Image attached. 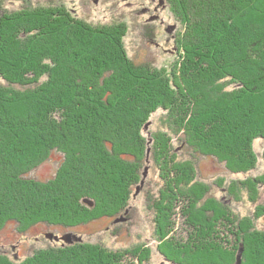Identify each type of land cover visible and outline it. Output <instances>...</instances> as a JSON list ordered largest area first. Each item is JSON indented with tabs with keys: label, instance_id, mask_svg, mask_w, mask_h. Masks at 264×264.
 I'll return each mask as SVG.
<instances>
[{
	"label": "trees",
	"instance_id": "16d2710c",
	"mask_svg": "<svg viewBox=\"0 0 264 264\" xmlns=\"http://www.w3.org/2000/svg\"><path fill=\"white\" fill-rule=\"evenodd\" d=\"M180 1L194 22L176 83L132 60L121 25L92 27L60 6L9 11L0 1V229L8 223L21 233L39 224L73 228L116 217L141 181L148 146L142 129L163 108L171 134L160 130L149 144L160 179L148 199L159 251L175 264H236L238 253L242 264H264V231L211 199L210 186L197 181L194 153L182 160L172 142L183 129L178 140L193 152L216 157L233 173L255 168L253 141L264 138V0H214L200 10ZM246 41L257 59L240 56ZM225 77H231L225 86L241 88L223 90L218 82ZM53 151L63 154L55 175L28 177ZM259 178L264 188V173ZM249 182L243 185L251 197ZM178 215L193 229L172 242ZM148 259L138 247L119 252L78 243L49 247L17 264ZM0 264L12 263L1 257Z\"/></svg>",
	"mask_w": 264,
	"mask_h": 264
},
{
	"label": "rangeland",
	"instance_id": "374dc122",
	"mask_svg": "<svg viewBox=\"0 0 264 264\" xmlns=\"http://www.w3.org/2000/svg\"><path fill=\"white\" fill-rule=\"evenodd\" d=\"M0 1L3 2L4 8L9 11L18 10L22 7L60 6L70 19L81 20L84 24L92 27L110 24L121 25L125 32L121 40L123 48L135 63L146 64L155 67L157 72H164L166 74L165 78L170 80V83L172 81L175 83L182 81L181 71L186 58L184 47L192 44L188 35L193 33L194 19L191 17L186 18L182 7L183 4L180 3V0ZM213 1L189 0L190 4L198 7L199 10L206 3ZM219 1L226 2V0ZM222 21L224 22L223 19L220 22L222 23ZM241 46L244 48L240 56L244 60L245 58L257 59V53H255V49L250 46L249 42H243ZM244 60H240L242 61L240 62L241 65H245ZM205 78L211 79L212 77L207 76ZM230 80L231 77H225L218 84L222 86L223 90L228 92L241 88L234 84L225 86ZM1 82L4 83L0 78ZM166 116L167 111L163 108H158L151 114L149 121L146 122L142 129L146 140L145 143L148 144L146 163L143 166L140 184L136 187L134 195L125 210L114 218L103 217L73 228L39 224L21 233L17 229L16 223H8L0 229V258H5L12 264H17L22 263L29 257H33L39 251L48 250L49 247L58 249L63 248L65 245L78 243H98L107 249L119 252L132 250L137 247L142 251L147 250L149 259L144 264H175L169 258L163 257L160 252L161 247L159 248V246L161 245L158 237L154 234V215L148 209V199L152 197L154 192L157 194L160 188L158 172L151 166L152 162L149 161L151 151L149 144L152 145V135L160 130L162 133L171 134L166 127L167 124H165ZM182 133L183 129L175 134L172 139L173 146L182 160L191 158L190 154L194 153L197 181L210 186L209 197L223 203L226 208L228 207L236 215L252 218L256 228L259 231H264V213L259 216L257 214L259 207L264 206V188L257 183L261 179L259 177L263 176L264 173V138H257L253 141L252 152L256 156L255 168L247 172L233 173L227 169L225 163L220 162L216 157L200 155L193 152L194 148L186 147L185 144L181 145L178 138L182 137ZM148 150H150L149 153ZM62 161L63 154L53 151L48 159L31 170L27 176L40 181H47L55 175ZM146 167L148 171L144 175ZM253 177L258 178L256 181H252ZM142 181L144 183L141 185ZM246 182H249L248 186H250V190L253 193L252 196L257 197L255 202L250 199L252 196L250 197V194L244 188L245 185L243 183L246 184ZM240 184L242 188H239L238 185ZM84 202L87 203L86 201ZM184 222H186L187 226ZM175 228V230H171L168 237L172 242L176 241V234H179V232L183 231L182 234H185L190 229L191 231L193 229L191 224L189 222L187 224V221L181 215H178L176 219ZM67 234L70 235V239L64 240L62 237ZM49 235H58L60 237L57 238L55 236L56 238L51 239ZM77 237H80V239L77 240ZM257 248L260 251L262 249L260 246H257ZM238 255L241 257L242 264V254L239 253L236 254V264ZM196 256L204 259L202 253H198ZM192 261L196 262L197 260L194 259Z\"/></svg>",
	"mask_w": 264,
	"mask_h": 264
},
{
	"label": "water",
	"instance_id": "95a60500",
	"mask_svg": "<svg viewBox=\"0 0 264 264\" xmlns=\"http://www.w3.org/2000/svg\"><path fill=\"white\" fill-rule=\"evenodd\" d=\"M149 151H150V150H148V153H149ZM147 171H148V168L146 167V168H145L144 175L147 174ZM143 183H144V181H142L141 185H142ZM138 191H139V188H138ZM85 201L88 202V203H91V202H90L89 200H87V199H86ZM49 238H52V235H49ZM62 238H63L64 240H69V239H70V235L67 234V235L63 236ZM76 239L79 240L80 237H77ZM237 264H241V257H240V255L237 256Z\"/></svg>",
	"mask_w": 264,
	"mask_h": 264
}]
</instances>
